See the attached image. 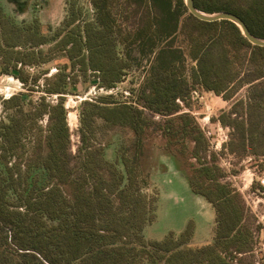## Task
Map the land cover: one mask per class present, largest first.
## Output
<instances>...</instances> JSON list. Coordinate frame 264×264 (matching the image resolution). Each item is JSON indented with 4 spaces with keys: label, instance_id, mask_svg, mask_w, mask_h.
Segmentation results:
<instances>
[{
    "label": "trees",
    "instance_id": "obj_1",
    "mask_svg": "<svg viewBox=\"0 0 264 264\" xmlns=\"http://www.w3.org/2000/svg\"><path fill=\"white\" fill-rule=\"evenodd\" d=\"M193 1L206 14L238 16L264 40V0ZM2 14L0 53L15 58L3 63L0 75L42 95L34 101L21 93L3 104L0 264H243L240 257L254 251L253 228L263 227L248 221L242 196L221 180L227 173L207 160L202 129L189 115H177V100L187 105L193 91L227 100L250 85L237 118L227 116L233 129L227 146L241 159L264 158V47L252 45L230 21L198 20L184 0L66 2L65 18L46 32L37 19L18 23ZM52 62L58 72L45 77ZM136 73L141 77L126 89L129 100L119 90L121 99L99 96L80 105L73 155L67 97L81 83L119 89ZM146 112L167 119L156 122ZM148 130L161 132L169 145L182 139L202 147L205 159L194 152L199 166L183 174L215 210L211 244L192 248L189 233L161 243L145 239L159 198L144 193ZM125 131L133 137L126 139ZM106 132L115 139L105 143L99 136ZM111 145L113 159L106 156ZM252 189L264 192L257 181Z\"/></svg>",
    "mask_w": 264,
    "mask_h": 264
},
{
    "label": "rangeland",
    "instance_id": "obj_2",
    "mask_svg": "<svg viewBox=\"0 0 264 264\" xmlns=\"http://www.w3.org/2000/svg\"><path fill=\"white\" fill-rule=\"evenodd\" d=\"M86 1L30 0L21 5L20 9L14 5L12 0H0V29L4 21L2 13L15 18L18 23L22 21L31 23L34 18L41 23H46V20L56 22L59 18H62L61 21L63 20L66 2L71 6L74 3L82 4ZM18 50L22 49L18 48ZM10 58L14 59L15 57L1 52L0 68ZM43 69L48 70L45 77H51L58 72L56 63L45 66ZM33 71L34 69L30 70L31 73ZM133 75L119 89L107 92L102 89L98 90L90 83H81L77 91L67 97L66 107L71 133V153L73 155L76 154L79 145L78 113L80 105L99 96L113 95L114 98L121 99L119 90H121L124 97H127L126 100H129V92L126 89L130 87L132 79L134 82L136 81L134 85L138 83L141 73ZM249 86H243L227 100L222 95L197 91L203 96V100L190 98L187 105L180 100L181 102L177 103L182 106V109L177 115H189L202 131L204 128V130L215 133L214 138L217 137V133L220 138L227 135V141L222 149L214 151L211 149L212 139H207L203 131L208 144L206 158L211 163L218 165L224 173H227L221 180L231 184L232 188L242 196L249 217L248 221L254 222V227L259 224L262 225L263 229L261 231H256L255 228L252 229L254 231V251L240 257L243 264H260L261 254L264 257V192L254 191L252 185L257 181L264 188V168L260 166L262 164L260 160L263 159L264 161V158L246 156L241 159L238 155L232 154L227 146L233 133L232 127L226 122L228 120L227 116L230 115V119L237 118V112L242 110L241 106L237 107V103L241 100L246 101ZM21 93L29 95L34 101L42 95L38 91L30 93L19 80L11 75H0V122L6 117L3 107L4 101ZM51 99L55 100L56 97ZM206 105L212 109V115L208 121L204 119L206 117ZM146 115L153 117V121L156 122L167 119V117L153 115L149 112H146ZM219 126L222 129L220 133L217 131ZM123 134L126 139L133 137L130 131H125ZM99 138L104 139L105 143L111 142L115 139V133L106 132L101 134ZM195 147L194 142L182 139H173L169 145L168 139L164 138L161 132H149L146 135L142 147L141 168L145 172L146 182L149 184L144 185V193L150 196L158 195L159 197L156 218L154 222L145 227L143 232L147 241L161 243L167 237L177 239L189 233L191 234L189 246L192 248L212 243L215 228V210L206 197L193 192L183 174L190 175L193 172L192 170L199 166V162L193 156L194 152H201V157L205 159L204 151L201 150L202 147L198 149H195ZM114 152L113 145L108 147L107 158L113 159ZM201 187L206 188V186Z\"/></svg>",
    "mask_w": 264,
    "mask_h": 264
},
{
    "label": "water",
    "instance_id": "obj_3",
    "mask_svg": "<svg viewBox=\"0 0 264 264\" xmlns=\"http://www.w3.org/2000/svg\"><path fill=\"white\" fill-rule=\"evenodd\" d=\"M185 6L189 13L197 18L198 20L204 21V22H217V21H230L234 23L241 31L242 35L252 44L259 47H264V40L259 39L252 35L250 31L248 30L245 23L236 15L228 12H220L215 14H206L200 10H198L193 0H184Z\"/></svg>",
    "mask_w": 264,
    "mask_h": 264
},
{
    "label": "built area",
    "instance_id": "obj_4",
    "mask_svg": "<svg viewBox=\"0 0 264 264\" xmlns=\"http://www.w3.org/2000/svg\"><path fill=\"white\" fill-rule=\"evenodd\" d=\"M190 98L191 99H198L199 101L203 100V96L200 95L197 91H193ZM177 102H181L180 99H178ZM205 114H206V117L204 119L205 120L207 119V121H208L212 115V109L208 105L205 106ZM203 131H204L207 139H212L211 149H213L214 151H220L222 149L223 145L227 141V135H224V138H220L219 134L217 133V137L214 138L213 136L215 135V133H212L208 130H204V128H203ZM217 131H219V133H220V131H222L220 126L218 127Z\"/></svg>",
    "mask_w": 264,
    "mask_h": 264
},
{
    "label": "crops",
    "instance_id": "obj_5",
    "mask_svg": "<svg viewBox=\"0 0 264 264\" xmlns=\"http://www.w3.org/2000/svg\"><path fill=\"white\" fill-rule=\"evenodd\" d=\"M28 1H30V0H14V2L18 6H21V5H23L24 3L28 2ZM65 15H66V8H65L64 15H63V19L65 18ZM61 19L59 18L56 22H52V21L46 20V23L45 22H43V23L39 22V23L41 24L43 30L46 32L48 30V27H53V28L57 27L63 21V20L61 21ZM49 47H51V45H47L46 46V48H49ZM52 64H54V63L53 62L49 63V65H52Z\"/></svg>",
    "mask_w": 264,
    "mask_h": 264
},
{
    "label": "flooded vegetation",
    "instance_id": "obj_6",
    "mask_svg": "<svg viewBox=\"0 0 264 264\" xmlns=\"http://www.w3.org/2000/svg\"><path fill=\"white\" fill-rule=\"evenodd\" d=\"M12 1H13L14 5H15L16 7H19V8L21 9V7L18 6V5L14 2V0H12ZM65 8H66V7H65ZM34 19H36V18H34ZM23 22H27V21H23Z\"/></svg>",
    "mask_w": 264,
    "mask_h": 264
}]
</instances>
